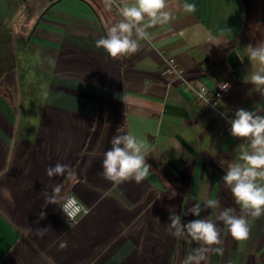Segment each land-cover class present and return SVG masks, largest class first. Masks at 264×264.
<instances>
[{"label": "crops", "instance_id": "1", "mask_svg": "<svg viewBox=\"0 0 264 264\" xmlns=\"http://www.w3.org/2000/svg\"><path fill=\"white\" fill-rule=\"evenodd\" d=\"M183 2L146 28L150 49L139 40L136 53L113 59L96 40L122 18L104 0H0L14 64L0 63V264H183L201 244L170 234V211L183 216L209 199L221 208L182 217H210L220 229L222 243L205 246L201 264H264V215L246 216V241L216 219L224 208L242 214L222 177L243 142L222 135L192 89L162 74L164 55L174 56L195 83L230 81L223 106L264 110L245 79L246 47L264 42V0H187L194 13ZM127 132L145 140L151 170L139 184L114 185L100 175L103 154ZM57 162L72 175L48 177ZM56 184L63 199L83 203L75 222L60 205L44 206ZM37 228L50 229L41 237Z\"/></svg>", "mask_w": 264, "mask_h": 264}, {"label": "clouds", "instance_id": "2", "mask_svg": "<svg viewBox=\"0 0 264 264\" xmlns=\"http://www.w3.org/2000/svg\"><path fill=\"white\" fill-rule=\"evenodd\" d=\"M105 6L111 8L113 0H104ZM178 6V0H122L120 15L123 19L107 29V34L96 40V47L103 49L111 58L134 54L139 49V40L150 39L147 27L165 24L172 15L171 9ZM183 10L188 13L196 11V4L184 0ZM147 25L141 26L142 22ZM135 34L136 38H133ZM248 59L251 62V70L245 77L246 81L255 86V91L264 95V42L256 46L246 47ZM243 60V58H241ZM222 91H228L230 84L224 83L220 87ZM215 107V106H214ZM261 109L247 110L240 108L235 111L234 117H228L225 113L220 115L230 124V134L248 143L239 144L235 151V161L229 162L226 174L222 177L224 185L231 191L237 205L240 206V215L233 208L220 210L216 219L222 221L231 236L237 241H246L250 237V227L246 216L254 217L264 215V115H260ZM111 147L104 152L102 171L100 175L111 181L114 185H120L127 181H135L137 184L145 180L151 170V165L146 162L148 148L145 140L139 139L132 132L114 135L110 141ZM71 176L69 165L57 162L46 169V175L52 177ZM52 195L45 198L47 204H58L63 212L72 217L79 211L75 199L69 198L62 205L59 203L61 185L52 186ZM219 199H209L202 209L199 203L187 208L183 216L189 214L200 217L205 209H220ZM170 211V210H169ZM182 215L170 211V223L167 227L170 234L177 238L190 237L192 241L201 244L193 249L184 259L183 264H201L206 259L209 247L220 245V229L210 218L194 219L188 223L182 222ZM159 222V217H155ZM50 228H37L35 232L43 237ZM68 246L66 240L59 244L61 249ZM209 246V247H205ZM222 254L223 249H212Z\"/></svg>", "mask_w": 264, "mask_h": 264}, {"label": "built area", "instance_id": "3", "mask_svg": "<svg viewBox=\"0 0 264 264\" xmlns=\"http://www.w3.org/2000/svg\"><path fill=\"white\" fill-rule=\"evenodd\" d=\"M121 6L122 0H113L112 8L123 19V17L120 15ZM140 41L144 48L150 49L152 47V42L150 41V39ZM162 74L169 78L180 79V81L185 84L186 87L192 89L197 103H199L202 107L209 111L218 121L220 125V133L222 135L230 134V124L227 123L226 119L220 115V113H225L228 117H234L235 114V112L232 111L229 107L223 106L221 104V100L226 98L230 94V81L224 79L217 80L213 87H209L204 83H195L187 76L186 69L184 68V66L174 56L168 54L164 55V65L162 68ZM224 83L230 84V88L226 92L222 91L220 88L223 86ZM240 141H242L246 145L248 143L246 140ZM69 198L75 199L79 211L75 212L72 217H68L66 214L65 215L70 222H75L81 215V213L85 211V207L83 203L78 199V197L74 194L66 195L62 200L61 205Z\"/></svg>", "mask_w": 264, "mask_h": 264}, {"label": "trees", "instance_id": "4", "mask_svg": "<svg viewBox=\"0 0 264 264\" xmlns=\"http://www.w3.org/2000/svg\"><path fill=\"white\" fill-rule=\"evenodd\" d=\"M8 39L9 37H0V63H3V66H6V64L8 65V68H12L13 67V53L12 50L10 48V46H8ZM4 43L2 46V43ZM5 62V64H4Z\"/></svg>", "mask_w": 264, "mask_h": 264}]
</instances>
